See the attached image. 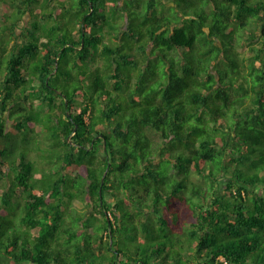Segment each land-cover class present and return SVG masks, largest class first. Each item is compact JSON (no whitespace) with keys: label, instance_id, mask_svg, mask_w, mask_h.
<instances>
[{"label":"trees","instance_id":"obj_1","mask_svg":"<svg viewBox=\"0 0 264 264\" xmlns=\"http://www.w3.org/2000/svg\"><path fill=\"white\" fill-rule=\"evenodd\" d=\"M12 4L0 264H264V0Z\"/></svg>","mask_w":264,"mask_h":264},{"label":"rangeland","instance_id":"obj_2","mask_svg":"<svg viewBox=\"0 0 264 264\" xmlns=\"http://www.w3.org/2000/svg\"><path fill=\"white\" fill-rule=\"evenodd\" d=\"M12 3H13V0H11V1L10 0H8V1L0 0V27H2L3 25L6 26L8 23H12L15 20L14 13H13L15 11V6ZM130 3L131 2H129V3L127 2V6L125 7V11H123L124 17L121 16V20L125 21V23H127V24H128V22H129V24L133 22L132 13H131V11H129V7H131ZM168 4L172 5V2H168ZM172 13L175 15L174 12H172ZM23 20L25 21L23 23L25 25L31 20V17L29 15H25L23 17ZM23 24H22V26H23ZM134 24L135 23L133 22L131 28H133ZM22 26L18 27V29L16 30L17 34H16V40L15 41H18L19 43H22V38H21ZM135 26H137V25H135ZM136 31L138 33L140 32L139 30H136ZM110 38H111L110 35H107V34L105 35V40L106 39L108 40ZM130 40H132L133 43H135L134 47H132V49L128 47L125 51H121V52L129 54L130 57L133 56V58H136L139 67H138V69H137V67L135 69L139 70V69L142 68L141 67V63L143 62L142 61V58H143L142 57V52L144 50L143 46H145L147 44L148 40L146 38H144V37H142L140 39H138V37L137 38L133 37ZM128 42H130V41H128ZM149 45H150V43L147 45V47ZM146 50H148V48H146ZM147 54H150L149 51L146 52V55ZM139 57H142V58L139 59ZM147 59H149V58H147ZM150 62H151V64L148 67V72L149 73H148V76H146L149 81L152 79V75L159 69L160 65L163 64L161 59H156V58H154V56L152 57V60ZM158 87H159V82L156 79H154L152 84L150 85L149 90H157ZM147 130H148L149 135L154 140H156V141L157 140L158 141L161 140L160 134L157 133L153 128H149L148 127ZM17 145L18 144L15 143L14 146L12 145L13 147H11V146L10 147H11V149H16ZM34 157L36 158L37 155L35 154ZM193 178L195 180H198V177H196V175H194ZM3 184H4V182L0 183V194H2L6 190V188L4 187ZM222 185H224V184H222ZM76 206L78 208H82V205L79 202H76ZM14 230H15V227H13L10 230V232L13 233Z\"/></svg>","mask_w":264,"mask_h":264},{"label":"water","instance_id":"obj_3","mask_svg":"<svg viewBox=\"0 0 264 264\" xmlns=\"http://www.w3.org/2000/svg\"><path fill=\"white\" fill-rule=\"evenodd\" d=\"M77 129V127L75 128V130Z\"/></svg>","mask_w":264,"mask_h":264}]
</instances>
